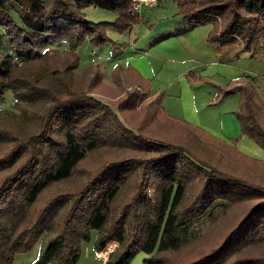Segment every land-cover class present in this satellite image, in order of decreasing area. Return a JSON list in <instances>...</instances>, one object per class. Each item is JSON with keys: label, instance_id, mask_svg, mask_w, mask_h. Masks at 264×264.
Here are the masks:
<instances>
[{"label": "trees", "instance_id": "1", "mask_svg": "<svg viewBox=\"0 0 264 264\" xmlns=\"http://www.w3.org/2000/svg\"><path fill=\"white\" fill-rule=\"evenodd\" d=\"M174 3L188 31L213 27L207 42L216 45L219 62L245 53L255 58L264 49V0ZM87 8L111 12L116 19L90 23L83 13ZM138 16L131 11V0H0L2 38L13 54L0 55V95L8 87L18 103L39 105L42 110L38 130L28 139L0 134L12 143L0 157V174L8 172L0 180V264H13L16 255L30 252L53 230L56 220L59 230L33 264H77L81 245L90 241L91 231L97 232L96 253L110 243L119 245L104 264H130L138 253L147 256L144 264H168L185 244L193 223L209 209L245 203H252V208L218 247L185 264H264V258L250 254L264 245V186L250 178L256 168L264 172V162L241 157L244 170H240L236 166L239 155L232 147L228 151L225 143L203 131L165 117L162 95L144 104L136 124L129 116L143 102L137 86L117 103L114 112L68 84V75L79 67L81 46L86 42L94 48L113 44L106 31L124 33L139 22ZM58 44H64L67 51L36 52L39 45ZM229 50L236 52L229 55ZM16 60L27 65L39 62L41 67L23 78L17 73ZM50 77L56 78L62 91L41 87V79ZM254 83V78L244 77L242 85L217 89L222 98L239 95L233 114L240 136L264 151V126L256 113L261 101ZM144 96L148 99L149 92ZM155 130L165 133L164 137L154 135ZM174 132L180 134L178 141L168 136ZM208 146L225 148L228 158H222L220 151L206 150ZM100 150L119 156L94 170L85 169L87 157ZM188 169L199 179L196 196L185 208ZM77 178L84 179L78 188L41 202L49 189ZM133 180L138 181L132 197L115 213L122 189ZM118 248L117 256L111 258Z\"/></svg>", "mask_w": 264, "mask_h": 264}, {"label": "rangeland", "instance_id": "2", "mask_svg": "<svg viewBox=\"0 0 264 264\" xmlns=\"http://www.w3.org/2000/svg\"><path fill=\"white\" fill-rule=\"evenodd\" d=\"M83 13L86 20L94 24L113 23L116 19L113 13L101 9L87 8L83 11ZM177 13V7L174 3V0H159L158 5L153 9L143 8L140 11L138 16L139 22L134 24L130 30L120 34L109 28L106 31V34L111 42L120 46V48L124 47L130 49L132 44H135L132 50L144 48L147 46L152 35L156 36L159 34H165L173 30H178L177 34L181 32V27L178 26H180V23L183 21L182 18L177 15ZM12 18L15 20V22L19 23L18 17L14 13H12ZM205 27H208V36V34L213 30V27L211 25L199 26L194 28L189 33L182 35H172L160 39L148 49L147 54L138 55L137 57L132 55V57L128 59L126 58L132 53L130 52L131 50H122L119 52V47H114L113 44L110 43L104 45L101 48H94L88 42H86L78 50V56L80 59L79 67L68 75L67 82L69 85L71 84L72 88L76 91L86 93L88 96L93 97L116 112L117 103L132 93V88H135L137 85L136 83V85H133L134 83L131 81L134 80L122 73V70L126 68V65L131 72H133L135 69L133 65L139 66L142 70L149 72L150 67L148 62L152 64L154 77L152 78L153 75H147L148 77L146 79H148V81L143 80V82L151 91V88L154 86L156 89L160 90L158 95H162L161 105L163 104V95L165 94L166 86L175 84V86L180 89V70H174L171 72L169 69H172L173 67L179 68V65H182L184 68H189L194 65L195 67L192 68L193 70L189 68V71H192L190 75H187V83L191 89L196 91L197 101L200 106L205 104V97L207 96L208 102L206 106H210V108L216 109L217 111L218 108H222L220 111H227L228 113L225 114H230L235 118L233 113L238 108V94L222 98V94H220L217 88L221 90H229L231 88L230 86H232L231 80L235 78H241V81L244 80V77H250L257 80L256 76H260L264 71V49L258 50L255 58L245 57L238 60L236 59L233 60V63L223 66L220 64H214L213 66L210 65L205 68L203 73L201 70H199L198 65L204 64L202 61L205 60V54L202 53L201 49L203 44L200 41V38L203 36L201 29H204ZM175 32L176 31H174V33ZM0 36V55L13 56L10 49L8 48L7 41L5 38H2L3 31L1 28ZM50 49H56L59 53L67 51V47L64 44H58L54 46L39 45L36 48V52L38 55H41L44 51H48ZM229 51L231 52L229 55H234L236 52V50ZM111 59L112 61L110 62ZM116 63L120 65H117L113 68V65ZM16 66L18 68L17 73L23 78L30 76L31 72L38 71L40 69L39 67H41L39 62H32V64L27 65L26 63H21L18 60H16ZM43 85L53 90L62 91L61 86L58 85V82L54 77L47 78L44 80V82L42 78L41 87H43ZM258 85H260L259 88ZM254 86L257 88L258 95L263 102V105L261 102H258L256 113L261 125L264 126V81L261 83H254ZM137 89L139 90H137V92L139 93L140 97L143 98L144 103L142 102V104H139L137 106L136 112L129 116L131 117L130 120H135L136 124L139 122V116L143 114L144 104L151 103V101L154 99L153 97H148V99H145V88L139 87ZM212 91L219 93L220 97H217L216 99L214 97L209 98L208 95L210 93L212 94ZM174 96L176 95L171 93L169 98L172 99ZM175 102L174 105L177 106L180 101L175 100ZM233 108H235L234 111L232 110ZM41 111L42 110L39 105L34 104L32 106H27L21 102L18 103L14 98L12 90L8 87L3 88L0 95V134H2V136L6 134L9 138L12 136L21 140L28 139L38 130L39 123L37 117L38 115H41ZM162 112L165 117L167 116L169 119H173L176 123H183L187 124L188 126H192L193 128H197L209 135V137L216 139V141L219 139L215 135L202 129V127L195 126L187 122L181 116L172 117V114L167 112L163 107ZM204 112L205 111H201V115H203ZM173 113L176 114V109L173 110ZM158 126L159 125L156 127L160 131L165 132L162 127ZM160 131L155 130L154 135H160L164 137L165 133L162 135ZM168 136L178 141L180 134L174 132V135L172 134L173 137L170 134ZM1 137L0 157H2L12 145V143L6 140V138ZM189 137L191 136L189 135ZM242 138L243 137H241L239 134V136L233 138L230 141V144L226 143L228 147L224 146L228 151L231 149L230 147H232L234 150H231H233L236 155H239V162L236 161L238 163L236 166H238L240 170H244L242 159L246 157L249 159L251 158L249 155H244L241 153L238 147V144ZM248 141L251 143L253 142L250 139ZM218 142L223 144L221 141ZM186 143L191 145L189 140L186 141ZM201 145H203L202 140ZM241 146H243V143ZM225 148L220 146H217L216 148L213 146H208V149L206 150H214L217 151V153L220 151L219 154L222 158H228L227 154L229 152ZM259 151H261L264 155V151L260 149ZM207 153L210 154L209 152ZM211 155L213 156V154ZM118 156V152L113 153L110 150L97 151L87 157L84 162V168L87 170H94L96 167L109 160H113ZM221 157L219 156V158ZM17 167L18 166L16 165L14 169ZM258 170L259 169L256 168V173H250L252 174L250 175V178L255 183H260L262 186H264V172L260 173ZM261 170L264 171V168ZM7 173L8 172H4L0 174V180H2L7 175ZM191 174H193V176ZM197 176L198 175L195 172L189 169L186 172V199L183 204V207L185 208L192 203L198 191L197 183L199 177L197 178ZM83 181L84 179L77 178L72 181L56 185L45 193L44 199L42 198L41 202L43 203V200L50 198L54 194L73 191L78 188ZM137 181L138 180H133L129 182V184L122 189L114 205L115 213H117L132 197ZM252 205V203L240 205L225 204L224 207L220 206L209 209V211H207L204 216L193 223V226L189 230V233L186 237L185 244L178 251V253L171 256V262L168 264H185L188 261L200 258L201 256L218 247L223 238L239 224L246 212L252 208ZM59 227V222L56 220L54 222L53 230L43 235L37 243L41 244V247H45L49 240L55 236L56 232L59 230ZM96 236L97 232L91 231L90 241L83 245V250L85 247L92 248L96 240ZM113 243L119 246L117 242ZM118 252L119 248L111 256V258L114 259ZM250 254L255 257L264 258V245L258 246L257 248L251 250ZM146 257L147 256L145 254L138 253L130 264H144L143 260Z\"/></svg>", "mask_w": 264, "mask_h": 264}, {"label": "crops", "instance_id": "3", "mask_svg": "<svg viewBox=\"0 0 264 264\" xmlns=\"http://www.w3.org/2000/svg\"><path fill=\"white\" fill-rule=\"evenodd\" d=\"M149 9H153V8H149ZM183 22L180 23V31L183 32L182 34H186L191 32L192 30L188 31V24L186 21L182 20ZM174 31H176L174 33ZM201 31L203 32V36L200 38L201 43L203 44L201 49H202V53L205 54V60H203L202 62H204V64H200L198 65L199 70H201V72L204 73V70L207 66H213L214 64H220V65H227L230 63H233V60H238V59H242L245 57L250 58V54L245 53L240 55L237 58H229L226 61L223 62H219L218 60V56L214 51V48L216 45L214 44H210L207 42V32H208V27H205L204 29H201ZM210 31V30H209ZM178 30H173V31H169L165 34H159L156 36H151L148 44L146 47L144 48H137L132 50V48L135 46V44H132L130 49L129 48H118L119 52L122 50H131L130 52H132L131 54H129V56L126 58H130L132 57V55L134 56H138V55H145L147 54L148 49L153 46V44H155L156 42H158L160 39H163L165 37H169L172 35H180L179 33L177 34ZM209 35V34H208ZM118 51V50H117ZM112 61V59L110 60V62ZM127 61V60H126ZM126 64V63H124ZM149 64V72L142 70L139 66H135V69L133 72H131L128 68V66L126 65L122 70V73L125 74L126 76H128L129 78L133 79L134 84L136 85L137 88L139 87H143L145 88V92H149V97H156L158 95V92H160L159 89H156V87L154 86L151 90H149L148 86H146V84L143 82V80L148 81V79H146L149 76H152V78L154 77V70L152 68V64ZM117 65H120L118 63L113 65V68L116 67ZM178 65V64H177ZM202 65V66H201ZM193 67H195L194 65H192L191 67H189L190 69H192ZM189 68H184L182 65H179V68H175L173 67L172 69H169L171 72L174 70H180L179 72V76L180 77V89L175 86V84H172L171 86H166V91L165 94L163 95V104L161 105L163 108L166 109L167 112L172 114V117H182L183 119H185L187 122L195 125V126H199L202 127V129H204L205 131H208L209 133L215 135L216 137H218L219 139H217L218 141H221L223 143H227L230 144V141L239 136L240 134V129H239V125L238 122L236 121V119L234 117H232L230 114H225L228 113L227 111H220L222 108H218V111L216 109L210 108V106H206L207 105V96L205 97V104L201 105L198 103L197 101V93L194 89H191L189 87V84L187 83V75L191 74V71H189ZM145 77V78H144ZM254 77V76H252ZM257 80H255V83H261L262 81H264V71L263 73H261L260 76H256ZM151 78V79H152ZM136 83V84H135ZM232 86H230L232 88L237 87L239 85L243 84V80L241 81V78H235L233 80H231ZM134 87V86H133ZM260 87V85H258V88ZM258 94V90L257 88H255ZM261 90V89H260ZM171 93L174 96V98H169ZM209 94V93H208ZM209 98H217L220 97V94L217 92H213L212 94L210 93ZM259 97V95H258ZM239 98V95H238ZM260 101L262 102L261 98L259 97ZM175 100L180 101L179 104L177 106L174 105ZM176 103V102H175ZM181 103V104H180ZM263 104V102H262ZM176 109V114L173 113V110ZM233 111L235 110V108L232 109ZM231 110V111H232ZM201 111H205L203 115H201ZM167 117V116H166ZM168 118V117H167ZM248 138L243 137L240 141V143L238 144V147L241 151V153H243L244 155H249V157H251V159H255L257 161H262L264 162V155L261 151H259V147L257 145H255L253 142L251 143L250 141L247 140ZM243 143V146H241V144ZM226 144V145H227ZM261 150V149H260ZM85 243H83L81 245V251H80V257H79V261L77 264H104L103 262L99 261L96 259L95 256V251L93 250V246L91 248V252H90V248L85 247V249L83 250V245ZM43 247H41V244H36L33 249L26 253V254H18L14 257L13 260V264H33L37 258L40 255V252L42 250ZM84 252V254H83Z\"/></svg>", "mask_w": 264, "mask_h": 264}, {"label": "built area", "instance_id": "4", "mask_svg": "<svg viewBox=\"0 0 264 264\" xmlns=\"http://www.w3.org/2000/svg\"><path fill=\"white\" fill-rule=\"evenodd\" d=\"M158 5V0H131V11L132 13L139 14L143 8L149 9L154 8ZM113 247L110 250V247ZM117 244H108L104 250L95 253L96 259L105 263L107 262L111 253L115 251Z\"/></svg>", "mask_w": 264, "mask_h": 264}]
</instances>
